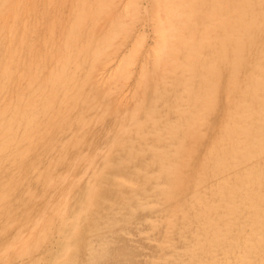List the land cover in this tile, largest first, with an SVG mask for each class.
Returning a JSON list of instances; mask_svg holds the SVG:
<instances>
[{"label": "bare ground", "instance_id": "bare-ground-1", "mask_svg": "<svg viewBox=\"0 0 264 264\" xmlns=\"http://www.w3.org/2000/svg\"><path fill=\"white\" fill-rule=\"evenodd\" d=\"M37 6L0 0V169L49 147L18 216L0 173V264H264V0Z\"/></svg>", "mask_w": 264, "mask_h": 264}, {"label": "rangeland", "instance_id": "rangeland-1", "mask_svg": "<svg viewBox=\"0 0 264 264\" xmlns=\"http://www.w3.org/2000/svg\"><path fill=\"white\" fill-rule=\"evenodd\" d=\"M37 1V4H38V9L42 8V4H43V0H36ZM55 10V9H54ZM52 11L51 12V15L54 14V15H58L56 13V11ZM39 13L40 14H43L42 10H39ZM59 17V16H58ZM40 30V31H39ZM42 30V26L39 25L38 28H37V32L36 33H39L41 32ZM146 37V41L149 42L150 41V37L147 35ZM223 72L225 73L226 72V69L223 68ZM221 91L222 89H220V92L217 96V103H216V106H215V111L212 113V115H210L209 119H208V126H209V130L208 131H212L215 126H216V122H217V119L219 118L220 116V113L222 111V109L224 108L225 106V102L222 98V94H221ZM109 117H106L105 119H103V121L100 122V124H98L96 127L92 128L91 130H89L87 133H86V136L83 140V142H87L89 141V139L91 138L92 139V142L94 143L95 141H99L101 140V137H102V134H103V130L105 129L104 127L106 125H108L110 123V118L108 119ZM104 122V123H103ZM211 127V128H210ZM54 128H55V131H54ZM57 128V129H56ZM56 130H58V125L57 126H54L52 128V133L56 132ZM208 135L210 136V133L208 132ZM90 139V140H91ZM40 142H37L36 144H34L31 148H30V151L28 152L27 156L22 158L21 160H19L18 164L16 163L15 166H13V169H9L5 171V169H0V173L1 175H3V177H7L9 176V173H11V170H17L14 174V178L15 180L13 181V183L10 185V188L8 191V194L7 195V203L9 204L8 206H10L11 209H13V212L15 213L16 216H18V214L23 211L24 209L28 208V206H31L33 207L35 205V203H33V201L31 202V200H28L26 199L22 194V190L25 186L29 187L31 190H33L35 193H39L41 191V182L39 178H35L34 174H33V169L34 167L37 166H41V164H44L45 163V160H46V157L48 156L49 154V147H47L48 145L44 146V139L43 140H39ZM47 147V148H46ZM202 148V145H199L197 146V149H196V155L194 156V162L198 160L199 158V152ZM65 149V148H64ZM63 149V158H61V160H59L58 162V166L57 167H62L65 165V160H64V157H68L72 154L73 150L69 147H66L65 151ZM70 149V150H68ZM40 151V153H39ZM43 151V152H42ZM46 151V152H45ZM72 151V152H71ZM41 154H42V157H41ZM24 160V161H23ZM44 163H43V161ZM21 161V162H20ZM31 161V163L29 164V162ZM61 162V163H60ZM40 163V164H39ZM61 164V165H60ZM34 165V166H33ZM25 167V168H24ZM31 167V168H30ZM33 167V168H32ZM26 168L28 170H26ZM18 169L21 170V172L24 174L23 177L24 180H21L18 179ZM23 170V171H22ZM26 171V172H25ZM3 172V173H2ZM28 172V173H27ZM32 172V173H31ZM8 173V174H7ZM30 173V175H29ZM33 177V178H32ZM27 178V179H26ZM31 178V179H30ZM29 179V180H28ZM35 179V181H34ZM38 182V183H37ZM40 187V189H39ZM108 194V193H107ZM11 195V196H10ZM109 195V194H108ZM10 196V197H9ZM18 196V197H17ZM22 196V197H21ZM25 199H24V198ZM16 198V199H14ZM18 198V199H17ZM20 198V199H19ZM14 199V200H13ZM16 200V201H15ZM19 200V201H18ZM26 201V202H24ZM22 204H21V203ZM25 203V204H24ZM20 204V205H19ZM17 212V213H16ZM141 214V213H140ZM139 213H137V216L140 215ZM0 217L2 218L1 214H0ZM9 233V230H5L2 234V237L4 236H7ZM125 243V245L123 244ZM114 247H118V251H120V255H117V257L114 258V260L117 262V264H131V258H133L132 260V264H145V262L143 260H141V262L139 261V255H140V252L142 251V249H146V247L143 245V246H135V245H132L130 243H128L127 240H125L123 237H120V236H116L115 237V243H114ZM123 244V245H122ZM131 247V248H130ZM142 247V248H141ZM130 248V249H128ZM133 248V249H132ZM125 249H128L129 252L127 251H124ZM132 249V250H131ZM135 249V251H134ZM131 250V251H130ZM139 252H137V251ZM152 248H147V251H151ZM133 251V252H132ZM113 252V251H112ZM135 252V253H134ZM125 253V254H124ZM132 253V256H129V254L131 255ZM113 254V253H112ZM123 255V257H122ZM119 256V257H118ZM121 256V257H120ZM125 256H129V260L127 259V257ZM137 257V258H136ZM125 258V259H123ZM135 259V260H134ZM138 260V261H137ZM11 261H13L12 263H15V259H11ZM10 261V262H11ZM134 262V263H133ZM140 262V263H139ZM100 264H111V260L108 261V260H105L104 262H100Z\"/></svg>", "mask_w": 264, "mask_h": 264}]
</instances>
